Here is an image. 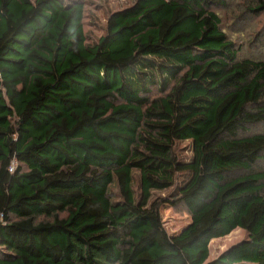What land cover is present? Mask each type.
I'll return each instance as SVG.
<instances>
[{"label": "trees", "instance_id": "trees-1", "mask_svg": "<svg viewBox=\"0 0 264 264\" xmlns=\"http://www.w3.org/2000/svg\"><path fill=\"white\" fill-rule=\"evenodd\" d=\"M227 6L134 0L94 38L87 0H0V264H264V60Z\"/></svg>", "mask_w": 264, "mask_h": 264}, {"label": "rangeland", "instance_id": "rangeland-1", "mask_svg": "<svg viewBox=\"0 0 264 264\" xmlns=\"http://www.w3.org/2000/svg\"><path fill=\"white\" fill-rule=\"evenodd\" d=\"M253 1L228 0V6L220 9L219 13L228 37L242 47L241 56L264 60V9L252 14L246 20L239 18L244 3ZM132 2L134 0H87L86 32L90 36L98 38L104 34L110 13L130 5ZM256 131L264 132V125L256 128ZM186 145L187 142H183L180 147L184 148ZM257 171L264 173V161L260 162ZM159 193L162 194V192ZM161 213L164 225L170 234L180 232L191 221L188 212L174 209L169 204H164L161 207ZM246 236L247 233L244 229L237 228L227 236L213 239L210 243V255L207 262L215 259L232 245L244 240Z\"/></svg>", "mask_w": 264, "mask_h": 264}]
</instances>
